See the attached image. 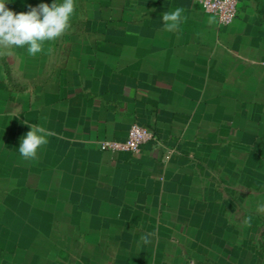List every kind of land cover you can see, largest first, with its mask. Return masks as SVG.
<instances>
[{
    "label": "crops",
    "instance_id": "1",
    "mask_svg": "<svg viewBox=\"0 0 264 264\" xmlns=\"http://www.w3.org/2000/svg\"><path fill=\"white\" fill-rule=\"evenodd\" d=\"M96 1L101 17L68 64L21 67L19 89L0 68L4 232L14 225L19 264H187L203 253L204 219L214 217L203 204L207 191L214 199L205 178L218 159L221 102L250 101L236 97L253 89L241 77L264 74V0H237L228 25L198 0ZM177 8L168 31L162 16ZM134 124L154 134L140 151L102 147ZM33 126L52 134L25 159L19 146ZM56 233L80 237L45 236Z\"/></svg>",
    "mask_w": 264,
    "mask_h": 264
},
{
    "label": "rangeland",
    "instance_id": "2",
    "mask_svg": "<svg viewBox=\"0 0 264 264\" xmlns=\"http://www.w3.org/2000/svg\"><path fill=\"white\" fill-rule=\"evenodd\" d=\"M54 2L6 0L5 6L19 14L27 13L40 4L51 6ZM62 2L57 0V3ZM74 4L69 28L57 39L44 42L42 52L31 56L27 46L3 50L0 68L13 79L15 88L20 87L21 67L31 70L42 66L48 73L58 60L64 66L68 64V53L75 48L76 42L82 36L93 33L90 22L100 19L101 3L96 0H74ZM241 78L250 80L253 89L236 92V97L246 93L250 101L221 102V139L215 142L216 148H219L218 159L216 156L212 161L213 167L207 168L205 178L207 184H213L214 199H209L212 193L207 191L203 204L207 215L210 211L214 217L204 219L207 230L201 236L204 240L203 253L198 252L197 257L196 254L189 255L187 264H264V74H247ZM230 135L233 136L231 139ZM207 142L205 151L208 152L211 143ZM4 205L0 204V207L3 209ZM53 221V225L61 223V226L69 227L67 220L63 223L45 219L43 222L45 226L52 227L49 222ZM0 222V264H19L16 262L21 254L20 242L17 243L19 236L14 235V225L10 223L6 227L8 231L4 232L5 220L0 219ZM28 222V227L34 230L30 237L35 238L36 234L33 233L39 220L29 219ZM45 236L49 237L50 242L58 243L78 242L77 237H80L58 233ZM183 241L187 242V239Z\"/></svg>",
    "mask_w": 264,
    "mask_h": 264
},
{
    "label": "clouds",
    "instance_id": "3",
    "mask_svg": "<svg viewBox=\"0 0 264 264\" xmlns=\"http://www.w3.org/2000/svg\"><path fill=\"white\" fill-rule=\"evenodd\" d=\"M6 0H0V55L3 50L12 47L23 48L31 56L43 51L42 45L60 37L70 26V18L75 10L74 0L62 3L40 4L27 13H14L5 6ZM182 9L164 13L165 28L173 31L177 28ZM52 133L42 126H33L20 142L19 153L25 159H35L37 150L47 143L46 137Z\"/></svg>",
    "mask_w": 264,
    "mask_h": 264
},
{
    "label": "built area",
    "instance_id": "4",
    "mask_svg": "<svg viewBox=\"0 0 264 264\" xmlns=\"http://www.w3.org/2000/svg\"><path fill=\"white\" fill-rule=\"evenodd\" d=\"M205 13L213 15L220 25L233 22L237 14V0H198ZM154 139V134L148 128L134 124L123 140L106 141L102 147L110 152H138L148 142Z\"/></svg>",
    "mask_w": 264,
    "mask_h": 264
}]
</instances>
